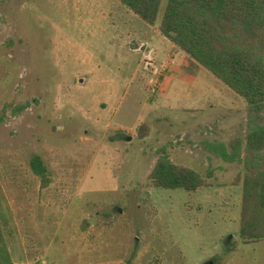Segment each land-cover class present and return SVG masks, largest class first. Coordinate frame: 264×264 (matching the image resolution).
I'll use <instances>...</instances> for the list:
<instances>
[{"label":"rangeland","instance_id":"1","mask_svg":"<svg viewBox=\"0 0 264 264\" xmlns=\"http://www.w3.org/2000/svg\"><path fill=\"white\" fill-rule=\"evenodd\" d=\"M167 2L149 25L118 0H0V205L14 264H264V238L238 235L246 154L231 163L207 148L244 139L247 106L227 111L224 129L160 109L171 122L160 142L119 129L158 95L143 58L151 46L158 64L169 50L158 30ZM149 121L136 131L148 135ZM162 153L206 185L151 186Z\"/></svg>","mask_w":264,"mask_h":264},{"label":"trees","instance_id":"2","mask_svg":"<svg viewBox=\"0 0 264 264\" xmlns=\"http://www.w3.org/2000/svg\"><path fill=\"white\" fill-rule=\"evenodd\" d=\"M144 23L154 25L162 0H118ZM159 32L240 96L248 107L247 132L225 145L207 148L227 162H241L238 235L264 238V0H168ZM1 119V118H0ZM139 138L147 135L142 126ZM42 186L49 182L41 157L30 160ZM150 185L195 191L206 182L195 170L173 164L165 153L148 175ZM9 221L0 205V264H14L7 244Z\"/></svg>","mask_w":264,"mask_h":264},{"label":"crops","instance_id":"3","mask_svg":"<svg viewBox=\"0 0 264 264\" xmlns=\"http://www.w3.org/2000/svg\"><path fill=\"white\" fill-rule=\"evenodd\" d=\"M159 35L168 44L169 50L165 58L159 61L158 64L154 63L152 59L157 56V51L155 49L152 51L153 47L151 46L146 48V56L143 58L145 69L149 71V76H154L149 78L147 85H149L151 92L157 91L158 95L150 101L153 104L147 109L141 120L139 119L129 129L126 127L119 128L125 130L127 135H129L126 140L129 141L135 136L138 137L137 127L144 122L147 123V119H149L151 120L148 123L150 127L149 134L140 139H150L152 137L154 141L160 142V138H163L164 133L167 132L165 125L171 126V122L165 121L164 113L161 115V113L157 112L160 109H168L169 113H172V110L188 113L196 120V124L193 125L194 128L206 126L210 121H213V123L218 125L219 129H224L225 123H228L226 121V112L237 110L235 104L240 102L247 106L244 100H241L240 96L234 91L232 92L227 85L220 86V84H217L218 82L215 80L218 78L209 76L201 68V65L179 50L160 32ZM145 47L146 44L143 45V48ZM152 52L155 54L150 58L149 56L152 55ZM145 78L146 76L144 80ZM207 80H214L216 84H209ZM109 95L106 96V99L96 101L94 108L98 109L102 106L103 110H105L107 101L110 99ZM100 116L98 115V120ZM213 117L214 120H212ZM228 117L234 119L233 116ZM238 117L241 118V116ZM153 124H156V126Z\"/></svg>","mask_w":264,"mask_h":264},{"label":"water","instance_id":"4","mask_svg":"<svg viewBox=\"0 0 264 264\" xmlns=\"http://www.w3.org/2000/svg\"><path fill=\"white\" fill-rule=\"evenodd\" d=\"M208 264H212L211 262H209Z\"/></svg>","mask_w":264,"mask_h":264}]
</instances>
